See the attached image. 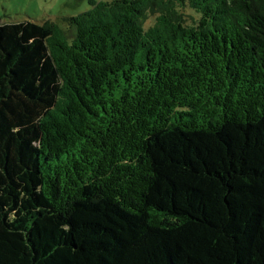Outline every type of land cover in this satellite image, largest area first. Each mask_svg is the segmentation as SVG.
<instances>
[{
  "label": "trees",
  "instance_id": "1",
  "mask_svg": "<svg viewBox=\"0 0 264 264\" xmlns=\"http://www.w3.org/2000/svg\"><path fill=\"white\" fill-rule=\"evenodd\" d=\"M90 7L0 22V264H264V0Z\"/></svg>",
  "mask_w": 264,
  "mask_h": 264
},
{
  "label": "rangeland",
  "instance_id": "2",
  "mask_svg": "<svg viewBox=\"0 0 264 264\" xmlns=\"http://www.w3.org/2000/svg\"><path fill=\"white\" fill-rule=\"evenodd\" d=\"M90 1L112 2L115 0H0V22L21 23L31 21L41 24L52 21L58 24L66 36L71 39L72 33L67 31L64 19L87 12ZM151 22L146 24L148 27Z\"/></svg>",
  "mask_w": 264,
  "mask_h": 264
}]
</instances>
